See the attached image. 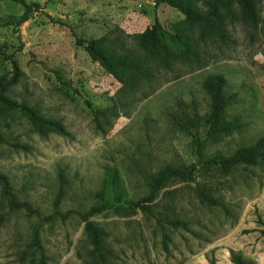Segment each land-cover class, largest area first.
<instances>
[{
    "label": "rangeland",
    "instance_id": "1",
    "mask_svg": "<svg viewBox=\"0 0 264 264\" xmlns=\"http://www.w3.org/2000/svg\"><path fill=\"white\" fill-rule=\"evenodd\" d=\"M24 1L37 7L19 28L23 7L0 1V78H13L12 62L19 71L4 97L60 124L67 136L40 134L1 106L0 173L42 218L54 212L63 174L57 211L104 207L89 220L106 238L100 256L78 216L41 222L10 210L0 191V264H37V226L48 264H233L232 255L264 264V159L227 172L208 164L264 137V0H253L256 26L236 9L233 19L222 9L214 17L202 0H194L201 20L159 0ZM146 31L158 40L154 50L137 46ZM99 39L129 61L93 59L78 45ZM209 75L226 81L232 101L222 125L231 130L206 138ZM195 140L203 142L204 165L193 177H168L150 214L131 207L162 170L194 163ZM197 188L220 206L201 203Z\"/></svg>",
    "mask_w": 264,
    "mask_h": 264
},
{
    "label": "trees",
    "instance_id": "2",
    "mask_svg": "<svg viewBox=\"0 0 264 264\" xmlns=\"http://www.w3.org/2000/svg\"><path fill=\"white\" fill-rule=\"evenodd\" d=\"M7 1L21 5L24 9L23 14L19 18L15 19L16 28H19L22 24H24L28 20L30 14L33 12V9L37 7L34 4H27L24 0ZM159 3L166 4L169 7L176 9L187 18L199 20L203 19V14L200 12V9L194 4V0H159ZM202 4L208 8L209 13L218 18L221 17L219 13L220 9H222L223 12H225L232 19L235 18L234 9L240 10L243 15V20L247 19L252 25H257L255 4L253 0H202ZM136 41L138 48L142 51L154 50L158 44V40L153 37V34L150 31H146L145 33L137 36ZM103 43V39L93 40L90 42L78 41V45H85L86 51L93 59L99 58L111 62L125 63L129 61L128 57L126 56L118 55L114 51H111L107 48L104 49L102 47ZM12 66L14 70L13 78L11 80L0 78V107L2 106V108L5 110H17L18 112L23 114L31 122V124L35 126L40 134L51 132L61 136H67L65 129L60 124L40 116L36 110L25 104L13 103L4 97L6 89L13 86L18 79V67L15 62H12ZM225 86L226 81L221 75H209L203 82V88L210 97L208 129L205 136L206 138H211L218 135L219 133L231 130L230 127H225V125H222L226 109L229 107L232 101V98L225 93ZM1 143H3V137L0 133V144ZM194 144L196 147V159L194 163L184 169L168 167L162 170L156 178V181L151 188L150 194L134 203H131L130 206L150 214V203L153 201L156 193L160 191L162 184L168 177L188 179L192 178L196 170L204 165L200 161V149L203 146V142L195 140ZM263 159L264 137L261 138L253 147L239 150L229 158H215L208 162V164L219 166L221 170L227 172L231 168L241 164H244L246 166H256ZM59 179L61 182V187L53 202L54 212L51 216L45 218H42L40 213L36 209H34L28 202H21L17 200L12 191L9 180L2 173H0V191L2 197L7 200V206L10 210H23L28 216H37L41 222H48L52 217H59L62 221H64L70 215L78 216L80 220L85 223V229L91 239L93 251L102 256L101 243L102 240L106 238V234L102 230L96 228L89 219L93 215L100 213L105 208H91L88 212L85 213L75 212L71 210L66 212L65 214H61L57 211V209L63 199V187L66 179L61 173L59 174ZM197 197L201 203H204L209 207L220 206L217 201L207 196L200 188H197ZM116 201L120 203L122 200L121 198H116ZM258 224L264 225L260 219H258ZM169 225L173 228L186 229L185 224L179 221H171ZM32 240V247L36 249L37 253V264H48L49 260L44 254L43 248L40 244L39 226H37V228L33 231ZM232 262L233 264H249L237 255H232ZM211 264H215V262L211 261Z\"/></svg>",
    "mask_w": 264,
    "mask_h": 264
}]
</instances>
